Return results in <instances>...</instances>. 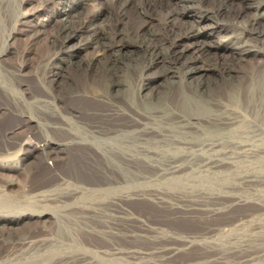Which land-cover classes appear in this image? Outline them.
<instances>
[{
    "label": "bare ground",
    "instance_id": "obj_1",
    "mask_svg": "<svg viewBox=\"0 0 264 264\" xmlns=\"http://www.w3.org/2000/svg\"><path fill=\"white\" fill-rule=\"evenodd\" d=\"M26 1L0 4V171L24 176L0 172V264H264V170L239 169L264 168V0H79L12 62Z\"/></svg>",
    "mask_w": 264,
    "mask_h": 264
},
{
    "label": "rangeland",
    "instance_id": "obj_2",
    "mask_svg": "<svg viewBox=\"0 0 264 264\" xmlns=\"http://www.w3.org/2000/svg\"><path fill=\"white\" fill-rule=\"evenodd\" d=\"M5 1H11L12 2V6H14V13L17 14V10H16V5H18V0H0V4H2ZM48 1L47 3L44 2V0H28L25 3H23V5L21 6V15L19 16V19L17 22H15L14 25V31L11 32V35L9 38H7V44L9 45L8 48L11 49L12 52L10 55V58L13 62V60H17V52L19 50H21L26 42V38L30 37L31 35H35L37 36L36 39V44L37 46L42 45V44H46L48 43V40L51 36V34L55 31L54 27V23H53V19H55V17L57 16L58 12L63 10L64 7L68 8L69 5H72L74 2H78L79 0H46ZM82 0H80L81 2ZM86 2V4L83 5V8L80 7V10L84 11V12H94L97 8H98V2L103 1V0H84ZM108 3V6L111 8L115 7V4L112 3L111 0H106ZM114 4V5H113ZM55 16V17H54ZM10 20V19H9ZM21 20V21H20ZM9 23V21H3V26L1 25L0 30H3L1 33L3 34L4 38H6V35L8 33V30L10 29V27H12V24ZM23 22V23H21ZM6 24V25H5ZM4 27V28H2ZM7 31H4V30ZM24 30H28L27 33H24ZM29 30H32L29 32ZM6 32V33H5ZM1 34V35H2ZM88 35L84 34L81 36H77L75 39L72 40L71 43V47L73 50L77 49L80 46V41L83 38H87ZM86 51V52H85ZM77 53L79 55H85L87 54V50L82 47V48H78ZM37 63V64H36ZM29 64H30V70L31 68L35 67L34 70H38L39 68H42L44 65V63H38L37 60L35 59V56L31 55L29 58ZM33 65V66H32ZM39 66V67H38ZM29 80V81H28ZM27 81L32 83L34 87H36L35 89H39L38 83L36 81H34L33 79H28ZM34 82V83H33ZM36 82V83H35ZM76 102V105H80L79 102L74 101L73 103ZM78 103V104H77ZM72 104V102H71ZM74 105V104H72ZM83 104H81L82 106ZM2 118V117H0ZM10 119L3 116L2 119H0V127L4 126L5 124H8L10 121ZM33 160V157H29L27 161L24 162V164H28L31 163ZM62 164L64 163V165L61 166V164L58 165L57 169H60V171H68L71 170L70 172H73V174L76 173L77 175V168L73 166L71 168L70 164H66L65 162H61ZM46 164L50 167L53 166V160H46ZM67 165L69 167V169L67 168ZM258 164L255 165H249V164H243L240 165L239 169L242 171H251V170H259V169H263V167H258ZM60 166V167H59ZM255 166V167H254ZM259 168V169H258ZM62 169V170H61ZM76 170V172H75ZM64 171V172H65ZM3 174H7L9 176V178L15 180V181H19V183H21L20 181L24 178L23 175H21V173H19V170H13V171H8L5 170L4 172L0 171ZM69 172V171H68ZM32 175H30L28 178V182L31 184L30 186L32 187H37L40 186L41 184L44 183H48L49 181L52 180L53 178V173L52 172H48V170L43 166H40L39 168L35 167L34 171L31 172ZM85 176H89L90 178H96L95 175H90L84 173ZM21 178V179H20ZM17 188V187H16ZM16 188H14V190H17ZM138 207V208H137ZM136 208L141 210L142 208L144 209V211H147L149 213H151L154 216H156L157 214H159V212H156V210H153L151 206H147L146 204H137ZM142 209V210H143ZM239 210H236V212H238ZM25 221L27 222V224L25 223ZM34 221H28V220H23L22 222H20V224H16V227H20L19 229L21 231H34L36 229L37 224L32 223ZM30 223V224H29ZM5 251L4 245L3 243H0V253H3Z\"/></svg>",
    "mask_w": 264,
    "mask_h": 264
}]
</instances>
